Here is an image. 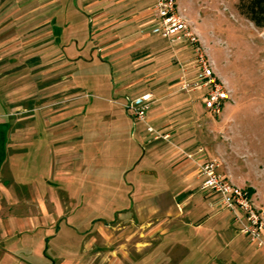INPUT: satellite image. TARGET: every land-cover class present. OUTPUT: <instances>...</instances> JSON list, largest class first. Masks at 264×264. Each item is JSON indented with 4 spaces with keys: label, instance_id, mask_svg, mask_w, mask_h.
Returning <instances> with one entry per match:
<instances>
[{
    "label": "rangeland",
    "instance_id": "374dc122",
    "mask_svg": "<svg viewBox=\"0 0 264 264\" xmlns=\"http://www.w3.org/2000/svg\"><path fill=\"white\" fill-rule=\"evenodd\" d=\"M24 1L29 3L23 5ZM78 2L84 14L77 12L71 3L67 5V0H57L51 6L45 0H20L18 6L0 7L2 17L11 8L19 9L15 24L0 35L2 40L16 36L15 58L23 62L20 57L25 45L29 40L36 42L34 63L1 81L11 82L14 78V82L0 89L4 96L32 97L25 106L31 109L33 119L20 126L34 128L38 136L37 140L30 137L22 142L25 147L33 144L28 171L10 168L14 177L31 185L35 197L33 201L15 199L20 212L28 211L29 216L28 220L21 217L25 229H16L12 247L0 244V264H208L198 256L204 251L217 253L223 248L220 241L223 237L227 240L238 237L236 260L251 264L252 259L264 253V248L240 233L231 215L219 204L218 196L201 193L195 179L187 183L189 195L185 198L137 199L136 195L144 194L146 189L134 192L129 184L137 185V189L146 184L151 191L159 189L153 182L154 176L144 173L146 170L163 173L166 177L163 188L177 192L183 187L181 180L173 177L171 167H167L169 163L151 168L142 160L135 167L141 148L145 147L139 135L146 134L147 126L135 121L122 104L151 94L148 126L158 132L148 119L159 114L166 121L185 123L179 132L199 136L201 147L194 153L184 149L181 155L189 159L185 155L188 153L198 163L215 159L226 175L231 170L241 183L234 182L236 186L253 191L252 201L264 217V28L255 27L238 13V0H178L211 59L216 76L231 92V99L217 116L203 108L205 90H180L182 78L192 80L196 76L192 51L185 44L169 45L150 28L144 33V27L138 25L125 44L112 34L95 41V46H110L98 55L91 37L96 29L107 31V24L104 29L95 28L93 9L87 1ZM57 9L60 11L55 14ZM124 17L119 15V21L113 23L122 24ZM49 18L57 21L48 24ZM128 24L123 23L115 36L123 38ZM51 28L63 33L58 52L49 54L44 49L49 46L44 42ZM145 34L149 35L148 40H144ZM113 42L116 44L110 45ZM128 43L131 47L124 48ZM62 54H67L70 64ZM8 55L6 52L0 56ZM79 56L91 62L81 61ZM170 94L173 96L162 98ZM79 106L83 107L81 111ZM80 135L85 138L83 143L55 145ZM35 145L42 148L36 151ZM161 147V154L176 151L167 144ZM206 149L209 154L202 160L199 155ZM65 152L67 163L59 167L60 160L65 162L61 158ZM8 154L5 151L4 158H13L12 152ZM224 155L226 161L222 160ZM82 158L86 165L80 164ZM63 170L70 175L60 176ZM134 201L145 208L146 226L125 213ZM204 221L205 233L193 229ZM13 222L16 225L17 221ZM220 227V235L216 236L215 229ZM141 242L147 245L142 246ZM229 248L230 245L226 247ZM246 252L254 258L249 259ZM226 258L231 260L229 252Z\"/></svg>",
    "mask_w": 264,
    "mask_h": 264
},
{
    "label": "crops",
    "instance_id": "0c3cea01",
    "mask_svg": "<svg viewBox=\"0 0 264 264\" xmlns=\"http://www.w3.org/2000/svg\"><path fill=\"white\" fill-rule=\"evenodd\" d=\"M47 1V5L51 6L52 4H56L57 0H45ZM80 0H67V5H69L71 3V5L76 6V10L77 12L84 14V10L78 8L79 6V2ZM84 2L87 1V5L89 6V8L93 9V19H94V23H95V28H98L100 26H107V31L103 30L102 32L98 31L97 29L95 30V32H93V36L91 38L92 43H93V50H95L98 55L101 53H105L106 49H108L110 46H102V45H98L95 46L94 42L97 40H99L101 37H105L108 34H112L111 36L121 39L120 43L125 44L126 42H128L130 40L129 36L132 34L131 31L134 27L136 26H141L144 27V33H146L148 30V28H150L152 30V23H154V15H153V0H83ZM26 3H29L28 1H24L22 4L26 5ZM20 5V0H0V7L3 6H18ZM180 5V4H179ZM87 6V7H88ZM88 8V10H89ZM60 11V9H57L55 11V14L58 13ZM18 12L19 9H10V12L7 13V15H0V35L4 34L7 30V28H10L9 26H13V24H15L16 19L18 16ZM53 14V15H55ZM124 17L121 20L120 25H117V23H113V21H119V15ZM57 21V20H56ZM55 19H48V24L52 23L53 24L56 22ZM112 22V23H110ZM123 23H129L128 26L129 28L126 30H123V38L117 37L115 35H117L116 30L118 28H120L121 26H123ZM5 24V25H4ZM7 24H11V25H7ZM7 25V26H6ZM118 26V27H117ZM151 26V27H150ZM104 29V27H103ZM120 29H118L119 31ZM121 31V30H120ZM127 31V32H126ZM62 31L59 29H52L49 30V32L47 33V41L44 42L45 44H48L49 47H45V50H48L49 54H52L53 52H58L57 50V46H60V37L62 35ZM143 32L141 31L140 34H142ZM29 34V33H28ZM74 35V33H72L69 37H72ZM134 35H138L137 33H134ZM148 34H145L144 36V40H148L149 37ZM16 36H13L11 38L8 39H4L2 40L0 38V55L2 53H9L8 57L2 58L0 56V86L4 87V86H8L11 82L5 81V83L1 82L9 77H13L14 74L18 73L20 69H26L29 68L30 63L33 64L34 62L32 61L36 56L34 53L35 47H36V42L29 40L28 43L25 45L26 50L25 52H23V55H21V59H23L21 61H19V57L15 58V51L14 48L16 47L15 45L18 44V40L17 42L15 41ZM131 37V36H130ZM128 38V39H127ZM54 40H56V42H54ZM166 41V40H165ZM16 42V43H15ZM31 43V44H30ZM6 44H9V47H5ZM116 43H110V45H114ZM31 45L33 46V48L30 49ZM35 45V46H34ZM131 43H128L127 46H125L124 48L127 47H131ZM11 47V48H10ZM25 49V48H24ZM190 49V48H189ZM191 50V49H190ZM79 51H82V49H80ZM192 51V50H191ZM63 53V52H62ZM19 54V52H18ZM17 54V55H18ZM55 54V53H54ZM61 55V54H60ZM63 55V54H62ZM67 55V54H66ZM66 55L64 54L63 57H65V61L66 63H68L69 59H67ZM75 55V54H74ZM17 57V56H16ZM193 57V55H192ZM32 58V59H31ZM27 59H30L29 61H27ZM79 60L84 61L86 63H89L91 61H86L84 60L81 56L78 57ZM193 59V58H192ZM52 61V56H51V60ZM71 62H69L68 64H70ZM17 65V66H16ZM179 73V72H178ZM18 80V79H17ZM14 82V80H13ZM2 84V85H1ZM176 84H179V77L176 79ZM1 89H0V96L1 94ZM11 95V96H10ZM173 96L172 94L170 95H163L162 98L166 97H171ZM2 99H0V244L4 243L5 245H8L9 247H12L14 245V242L16 240V236L17 234L16 229L18 230H24V223L21 221L22 218L28 220V216H29V212L27 211H21L20 209H18V205L17 203H15V199L17 198H22V199H29L32 200L35 197V191L31 188L30 184H26V180L19 178V177H14V174H12L10 168L11 167H16L19 168L20 171L22 173L27 172L28 168H29V160L31 157V149H32V145L29 143L27 144V147H25L24 143H22L23 141H29L30 137L32 139V141L37 140V135H36V130L34 128H30V127H21L20 124L23 123L24 121H28L30 119H33L32 112L31 109H28L25 105L32 100L31 96H23L20 99L16 98L15 96H12V94H9L8 96H1ZM80 107V106H79ZM83 109V107H80V111ZM78 110V107H77ZM84 111V110H83ZM5 119H9L12 121L9 122H4ZM148 123L149 125H152L157 131L158 133H160V135H167L168 137L166 139H159L157 141L152 140V136L151 134L147 133H142L140 134L139 138L141 140L144 141V145L145 147L142 149L141 147H139L140 145L137 143V148L140 150L141 148V155L139 157V159L136 161V163L134 164L135 167L138 163H141L142 160H144L146 163V167H148L149 165H158V164H162L163 162L169 163L167 165V167H171V172L173 174V177H175V180L180 179L182 182V189H180L179 191H173V189L170 188H163L164 182L166 181V177L163 175V173H160V171H153L151 170H146L144 173H146V175L148 176H154L152 177L154 179L153 182H155L159 189H156V191H151L149 186L146 185H139V188L137 189V185H130L131 190L132 191H139L142 190V188L146 189L144 192V194L138 196L136 195L137 199L140 200H144V198H153L155 200L157 199H162V198H166V199H173L175 197L177 198H185L187 197L186 192L189 191V186H187V183L190 180L195 179L198 183H200V180L198 178V170H196V165H195V161L191 160V159H186L184 157V155L182 154V151H184V149L186 151H190L192 150L193 153L194 151L196 152V150L200 149L201 146H199V142H200V137L196 135V137L190 134V133H184L182 131L179 132L180 128H182L184 125H186L185 123L183 124H178L177 122H169L166 121L164 119V115L163 114H159L157 116H154L152 118L148 119ZM151 123V124H150ZM135 129V126H133ZM2 128V129H1ZM73 127L70 128V130H72ZM75 129V127H74ZM49 132V131H48ZM59 132V131H58ZM58 132H54V134H57ZM47 133V132H46ZM50 133V132H49ZM182 133V135H181ZM186 134V135H185ZM51 136V133L49 134ZM96 138V137H95ZM94 138V139H95ZM196 138V139H195ZM87 139V138H86ZM91 139H93V136L91 135ZM168 139H171L169 142L167 141ZM85 140L83 135L77 136L75 138H70V139H65L62 142H58L55 145L57 146H62V145H67V144H71L72 142H76V143H83ZM161 140V141H160ZM196 140V141H195ZM182 144V147L179 146V144ZM198 143V144H197ZM161 144H167L169 146H171L172 148H175L176 151H169L170 153H165V154H161V150L162 147L160 148ZM198 145V146H197ZM42 148V147H40ZM39 147H34V149L40 150ZM150 149V153H147V150ZM195 149V150H194ZM7 152V154L10 152H12L14 154L13 158H8L6 157L4 158V152ZM206 151V152H205ZM82 154H84V151L81 152ZM186 153V152H184ZM209 154V152L206 150H204V153H202L201 155H199L202 160L206 159V156ZM65 156L62 155L61 158H65V162L61 161L59 162V167L65 165L67 163V157L68 156L66 154V152L64 153ZM190 155L188 153L185 154ZM6 160V161H5ZM82 163L80 162V164L82 165H86V163L83 161V158L81 159ZM80 160V161H81ZM222 160L226 161V157L225 155L222 156ZM5 161V163H4ZM53 163V162H52ZM51 163V165H52ZM7 166V167H5ZM151 166V168L153 167ZM5 167V169H4ZM134 168V167H133ZM4 170H6V172H4ZM143 173V171H139L138 174L141 175ZM229 177L231 178V181L234 182H238L240 183V180L237 181L236 178H234L233 176V172L230 170L229 172ZM62 174L65 175H70L68 170H63L60 173V176H62ZM16 175V174H15ZM161 176V178H160ZM163 176V177H162ZM44 179V178H43ZM140 179V178H139ZM138 179V182L141 183ZM8 180V182H7ZM152 180V179H151ZM137 182V183H138ZM136 183V184H137ZM161 183V184H160ZM185 187L187 189H185ZM191 194V193H190ZM2 199V201H1ZM29 202V201H28ZM139 204V202H132L131 207H129L127 209V211L125 213H129L133 216L134 220L137 221L138 223L140 222L141 225H147L148 223L145 222L146 218L143 217V215L145 214V212H143V210L145 208H142ZM33 213V212H31ZM147 214V212H146ZM176 218H180V215L175 213ZM22 217V218H21ZM12 221V222H9ZM13 221H17L16 225H14ZM2 222V224H1ZM210 226V225H209ZM193 227V226H192ZM191 227V228H192ZM186 228V227H185ZM193 229L198 232H206L207 230V226L204 223L199 224L198 226H194ZM222 228L220 227L219 230L215 229L216 232V236L220 235V230ZM189 231H191L189 229ZM236 235H238L237 232H234ZM238 238V237H236ZM233 238L230 240H227L225 237L220 238L221 241V245L223 246V248H220L218 250L217 253H210L209 251H204L202 254H200L198 257H200L201 259H206L210 264L211 261L213 262H220L221 264H227L231 263V264H241V262L243 261H239L236 260L237 257V253H239V249H238V239ZM234 240V241H233ZM202 242V239H201ZM204 242V241H203ZM230 243V244H229ZM141 245H147L146 243H142ZM230 245L231 248L226 249V247ZM211 244L208 245V247H210ZM10 252V251H9ZM226 252H229L230 256H231V260L227 261L226 258ZM7 254V253H6ZM249 256V259L254 258L252 253H245ZM244 255V254H242ZM1 256V254H0ZM258 259L254 260L252 259L253 262H251V264H264V253L260 254L257 256ZM259 258L261 260H259ZM262 263H259L261 262Z\"/></svg>",
    "mask_w": 264,
    "mask_h": 264
},
{
    "label": "built area",
    "instance_id": "2783aa9c",
    "mask_svg": "<svg viewBox=\"0 0 264 264\" xmlns=\"http://www.w3.org/2000/svg\"><path fill=\"white\" fill-rule=\"evenodd\" d=\"M154 23L152 32L169 45L185 44L192 50V65L196 76L192 80H181V91L190 92L196 89L205 90L202 105L205 111L213 115H220L224 105L231 99L230 90L215 74L209 58L199 36L195 33L191 23L182 13L178 0H153ZM153 102L151 94H143L127 100L122 107L132 118L146 124V132L153 135L152 140L166 139L167 135H160L148 126L146 117ZM191 160L192 156L188 155ZM195 161V160H194ZM198 167L200 180L198 190L204 195L218 196L219 204L231 215L232 222L238 231L258 247L264 248V217L262 211L256 207L248 190L236 186L230 177L224 174L215 159H206Z\"/></svg>",
    "mask_w": 264,
    "mask_h": 264
},
{
    "label": "trees",
    "instance_id": "16d2710c",
    "mask_svg": "<svg viewBox=\"0 0 264 264\" xmlns=\"http://www.w3.org/2000/svg\"><path fill=\"white\" fill-rule=\"evenodd\" d=\"M238 13L257 28H264V0H238ZM252 195L253 191L247 189Z\"/></svg>",
    "mask_w": 264,
    "mask_h": 264
}]
</instances>
